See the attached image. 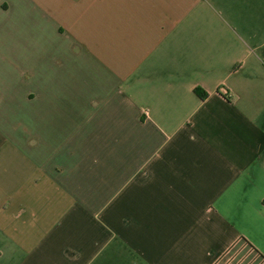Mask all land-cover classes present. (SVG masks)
<instances>
[{
  "label": "crops",
  "instance_id": "1",
  "mask_svg": "<svg viewBox=\"0 0 264 264\" xmlns=\"http://www.w3.org/2000/svg\"><path fill=\"white\" fill-rule=\"evenodd\" d=\"M0 264H264V0H0Z\"/></svg>",
  "mask_w": 264,
  "mask_h": 264
},
{
  "label": "trees",
  "instance_id": "2",
  "mask_svg": "<svg viewBox=\"0 0 264 264\" xmlns=\"http://www.w3.org/2000/svg\"><path fill=\"white\" fill-rule=\"evenodd\" d=\"M194 93L199 97V98H202L204 95L199 92L198 90H194Z\"/></svg>",
  "mask_w": 264,
  "mask_h": 264
}]
</instances>
